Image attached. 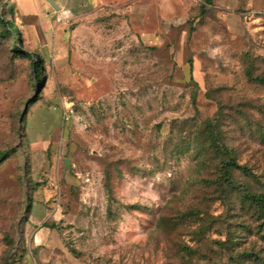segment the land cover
Listing matches in <instances>:
<instances>
[{"label":"rangeland","instance_id":"rangeland-1","mask_svg":"<svg viewBox=\"0 0 264 264\" xmlns=\"http://www.w3.org/2000/svg\"><path fill=\"white\" fill-rule=\"evenodd\" d=\"M162 1L144 30L89 10L72 67L47 56L37 81L14 51L29 46L13 2L0 0V264H207L179 260L175 209L204 196L194 131L221 108L223 139L263 165L264 85L247 69L264 76V0Z\"/></svg>","mask_w":264,"mask_h":264},{"label":"trees","instance_id":"trees-1","mask_svg":"<svg viewBox=\"0 0 264 264\" xmlns=\"http://www.w3.org/2000/svg\"><path fill=\"white\" fill-rule=\"evenodd\" d=\"M12 10L15 11L14 4ZM9 30L15 35L13 23H9ZM14 51L32 61L35 77L41 81L46 68L44 58L20 43ZM247 75L264 85V76H254L251 66ZM222 117L224 111L221 108L216 118L196 122L194 132L197 137L193 142L199 166L206 170L200 180L205 185V192L201 200L183 202L175 209L178 257L182 263L204 259L207 264H219L227 254L229 264H246L248 261H251L249 264L255 261L264 264V246L251 250L242 248L241 238L237 235L241 231H255L264 242V162L262 166L240 162V144L231 146L223 139ZM256 132L259 142L264 145V125ZM8 153V150L0 151V162ZM258 153L264 157V151ZM217 204L222 208L221 213L215 210ZM55 227L54 224L50 226ZM214 234L221 237L225 234L226 238L216 239Z\"/></svg>","mask_w":264,"mask_h":264},{"label":"crops","instance_id":"crops-1","mask_svg":"<svg viewBox=\"0 0 264 264\" xmlns=\"http://www.w3.org/2000/svg\"><path fill=\"white\" fill-rule=\"evenodd\" d=\"M23 28L25 43L29 51L40 54L45 64L51 56L57 71H67L72 67L73 47L76 35L81 26L75 25L85 13L91 9L107 8L116 12L122 20L140 30L154 16V20L162 21V0H11ZM42 228L34 232L33 238ZM51 240V232L40 236L39 244L47 248ZM46 243V246H45ZM44 259L42 264H54Z\"/></svg>","mask_w":264,"mask_h":264},{"label":"built area","instance_id":"built-area-1","mask_svg":"<svg viewBox=\"0 0 264 264\" xmlns=\"http://www.w3.org/2000/svg\"><path fill=\"white\" fill-rule=\"evenodd\" d=\"M67 115V118H68V115H70L67 110L65 111V116Z\"/></svg>","mask_w":264,"mask_h":264},{"label":"water","instance_id":"water-1","mask_svg":"<svg viewBox=\"0 0 264 264\" xmlns=\"http://www.w3.org/2000/svg\"><path fill=\"white\" fill-rule=\"evenodd\" d=\"M65 162H66V164H68V163H69V160H68V159H66V161H65Z\"/></svg>","mask_w":264,"mask_h":264}]
</instances>
